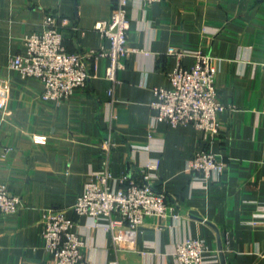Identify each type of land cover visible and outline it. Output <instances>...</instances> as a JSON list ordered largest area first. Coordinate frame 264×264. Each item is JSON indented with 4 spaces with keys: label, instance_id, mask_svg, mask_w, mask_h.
<instances>
[{
    "label": "crops",
    "instance_id": "0c3cea01",
    "mask_svg": "<svg viewBox=\"0 0 264 264\" xmlns=\"http://www.w3.org/2000/svg\"><path fill=\"white\" fill-rule=\"evenodd\" d=\"M113 7L114 0H0V82L10 86L0 111V184L21 200L17 213L0 218V264H55L43 236L49 210L74 220L82 264H179L174 252L186 238L205 241L209 264H264V0L131 1L129 53L112 96L107 58H90L86 86L60 103L42 99L41 80L10 67L49 13L59 17L67 52L108 46L94 25ZM172 48L185 55L178 60ZM198 53L212 58L226 107L219 134L155 119L154 90L171 88L169 74L178 64L191 69ZM198 150L224 160L225 172L210 181L188 172ZM155 163L154 189L171 210L165 219L146 217L131 244L115 247L103 221L74 212L104 165L118 189L123 176L138 181Z\"/></svg>",
    "mask_w": 264,
    "mask_h": 264
},
{
    "label": "built area",
    "instance_id": "2783aa9c",
    "mask_svg": "<svg viewBox=\"0 0 264 264\" xmlns=\"http://www.w3.org/2000/svg\"><path fill=\"white\" fill-rule=\"evenodd\" d=\"M134 0H114L113 13L107 20L95 23L94 30L108 42L99 50L84 53H69L64 46L60 30L59 17L49 13L45 16L43 30L26 35L25 53L12 57L10 67L22 78H36L43 83L42 99L60 103L77 89L86 86L90 78L88 60L107 58L109 67L106 79L113 85L108 91L113 95L118 84L117 72L124 68L122 62L129 49L127 47L130 23L127 15L128 4ZM147 4L165 0H137ZM169 54L180 60L185 53L170 49ZM196 63L191 69L181 64L169 74L171 88L154 90L157 101L152 104L157 111L155 119L164 121L173 127L193 125L206 134H219L221 125L219 116L226 107L218 98L214 78L216 69L212 58L198 53ZM10 86L0 82V111L5 112L9 105ZM111 137L105 141V150H109ZM158 164H149L146 170H139L141 179L123 176L120 182L124 186L113 189V179L108 167L96 173V180L85 184L83 193L73 206L79 216H87L95 222L103 221L105 230L111 233L115 247L123 243L131 244L133 233L146 217L161 219L168 217L170 206L165 195L154 189L151 172ZM186 170L204 181L215 180L226 170L224 160L205 150H198L187 163ZM21 200L0 184V218L19 211ZM75 222L63 211L49 210L44 215L43 236L46 250L54 256L55 264H82L84 261V242L74 230ZM209 251L202 239L186 238L178 242L174 258L179 264H209ZM110 264H117L112 262Z\"/></svg>",
    "mask_w": 264,
    "mask_h": 264
}]
</instances>
